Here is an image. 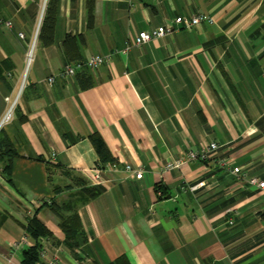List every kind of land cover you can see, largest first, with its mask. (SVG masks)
<instances>
[{
	"label": "crops",
	"instance_id": "obj_1",
	"mask_svg": "<svg viewBox=\"0 0 264 264\" xmlns=\"http://www.w3.org/2000/svg\"><path fill=\"white\" fill-rule=\"evenodd\" d=\"M195 13L213 21L122 52L138 32ZM67 35L83 39L68 46L74 60ZM96 54L109 59L83 64ZM65 62L81 63L76 72L86 69L91 86L60 76ZM14 100L0 126L17 151L12 184L0 176V264L36 212L52 233L37 264H264V192L242 180L264 181V0H0V120ZM93 134L115 165L85 199L70 178L87 181L81 170L100 162ZM211 142L210 159L163 169ZM47 163L71 176L48 174ZM70 200L87 237L74 249L44 205Z\"/></svg>",
	"mask_w": 264,
	"mask_h": 264
},
{
	"label": "trees",
	"instance_id": "obj_2",
	"mask_svg": "<svg viewBox=\"0 0 264 264\" xmlns=\"http://www.w3.org/2000/svg\"><path fill=\"white\" fill-rule=\"evenodd\" d=\"M52 25L53 16H47L44 19V27H47L48 31L51 32ZM39 39L42 40L44 44L51 42V38L48 40L41 34V32ZM71 43L76 47H79V45L83 43V39L80 36L67 35L62 42L68 58L70 60H74L72 59V56L68 55V46ZM75 79L82 89L87 88L92 84L89 73H87L84 68L75 73ZM19 119L24 120L25 116L20 114ZM89 138L100 162L105 164L114 160L98 135L93 134L90 135ZM15 156H17V151L12 141L4 133V131L0 130V176L9 184H12L11 165L12 159ZM53 168L58 169L62 175L71 176L70 171L64 170L59 166L53 165L52 167L48 163L45 165V170L48 174L52 172ZM70 179L75 185L80 186V196L85 197V199L94 197L100 192V188L98 186L91 185L89 182L78 176H72ZM158 190H160L161 194L165 192L161 186H159ZM44 205H46L57 218V225L64 236V245H66L69 249L79 248L82 243L86 241L87 237L77 211L74 208L73 202L71 200L63 203H55L52 201L50 204L44 202ZM36 214L37 212L27 219L24 227L25 234L32 240L33 243L31 245L21 247L20 264L39 263L43 242L52 236L50 230L43 224Z\"/></svg>",
	"mask_w": 264,
	"mask_h": 264
},
{
	"label": "built area",
	"instance_id": "obj_3",
	"mask_svg": "<svg viewBox=\"0 0 264 264\" xmlns=\"http://www.w3.org/2000/svg\"><path fill=\"white\" fill-rule=\"evenodd\" d=\"M45 1V0H44ZM213 21L212 17H210L207 13H195L190 16H182V15H177L173 18L172 22L165 26H158L154 29H151L149 31L143 30L138 32L133 39L131 40L130 44H127L125 49L122 50V52H126L128 48L131 45L139 46L142 45L143 43L164 36V35H170L172 34L175 30L178 29H184V30H191L194 27H196L198 24L202 22H208L211 23ZM21 35V34H20ZM21 37V36H20ZM35 37L33 38L32 41H30L27 44L26 48V53H25V62H26V70L29 67L32 59H33V50H34V43H35ZM109 55H93L91 56L87 61H85L83 64H86L89 67H97L106 61H108ZM81 63H75L71 64L69 62H65L61 68L60 71V76L63 77H71L75 74L76 70L81 66ZM54 80V76L50 75L46 78L45 82L48 84H51ZM24 85V80L22 79L20 89L18 91V94L20 93L22 87ZM16 100V98H15ZM15 100L10 103L8 109L2 116L0 120V126L4 124L7 121H10L13 117V110L15 107ZM218 148V144L215 142L209 143L205 148L200 149L199 151H186L183 152L179 155V157L174 158L170 161H167L163 165L164 170H172V169H177L181 168L184 164L191 162L196 159L200 160H208L211 157L215 155L216 149ZM53 155V154H52ZM220 165L224 166L226 165L225 161H218ZM115 163H102V162H97L95 165L92 167H85L81 170V173L85 176L89 184L91 185H99L102 183L101 179V174L104 172V166H107L108 169L114 167ZM124 171L127 172L128 174L134 176V178H140L142 173L141 170H135L133 169L130 165L125 164L123 167ZM232 172L235 175H239L241 173V169L239 167H233ZM242 180H244L248 186H252L254 188H258L259 190L264 192V181L263 180H258L257 178H245L242 177ZM202 182L198 184H192V185H186L185 189L189 191H194L197 187L201 186ZM161 194L159 191H157V195ZM38 204H43V202H38ZM149 212H153L152 209L149 210ZM229 223H231V220H229ZM30 244L29 237L26 234H23L18 240L14 241L10 247H9V257H8V264H20L19 260L15 259V251L22 247V246H28ZM45 251L42 248L40 252V257H44ZM56 260L53 257L49 263L50 264H55Z\"/></svg>",
	"mask_w": 264,
	"mask_h": 264
}]
</instances>
